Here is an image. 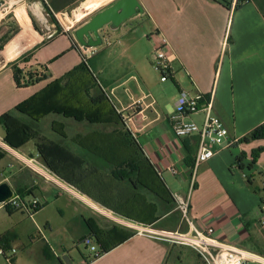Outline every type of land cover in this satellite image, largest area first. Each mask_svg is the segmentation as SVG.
<instances>
[{"label":"crops","instance_id":"crops-1","mask_svg":"<svg viewBox=\"0 0 264 264\" xmlns=\"http://www.w3.org/2000/svg\"><path fill=\"white\" fill-rule=\"evenodd\" d=\"M115 1L40 0L46 12L65 13L71 18L78 13L97 14ZM137 1L141 12L114 30L106 27L102 31L105 45L110 46L109 40H113L112 48L104 51L114 57V63L108 66L104 56H100L103 51L96 48L85 51L67 33L56 34L49 40L34 31L14 40L27 27L16 34L9 33L2 54L7 53L10 59L0 56V117L49 82L61 78L85 57L116 112L130 115V136L148 164L118 165L121 152L117 150L105 156L115 165L100 162L92 156L94 151L71 142L76 133L68 132L66 139L54 133L53 122L63 121L71 127V120L51 115L52 120L45 124L47 136L68 143L71 151L85 160L71 169V187L44 178V171L53 172L38 154L36 142H27L18 149L7 145L6 130L1 124L0 184L7 182L14 194L17 188L30 190L32 195L28 197L40 199L42 206L49 195L55 202L63 200L61 207L70 214L69 210L73 214L87 212L82 215L85 229L80 228L76 234L79 241L89 236L88 222L105 247L116 246L89 264H204L190 248L158 241L138 231L187 230L171 196L187 193L198 143L196 136L177 139L171 128L181 90L190 96L212 97V114L222 121L231 138L239 140L264 123V0ZM1 21L3 28L10 29L7 20ZM155 33L166 39L172 60V77L164 82L152 70L155 43L150 36ZM6 34L5 30L0 33V43ZM29 54L31 58L21 67L47 65L48 72L53 74L45 82L19 89L11 65ZM54 58L58 59L52 62ZM49 117L42 118L35 128L40 131L41 122ZM189 118L201 124L203 115ZM259 147H264V140L219 150L198 169L190 196L191 218L197 229L212 228L215 240L247 250L252 249L258 237L262 238L257 225L261 216L260 198L258 202L246 183L247 174L237 169L235 161L244 153L243 164L247 166L249 151ZM256 167L257 164L252 170ZM170 168L176 170L175 175ZM130 169L138 170V175L132 176L131 181L124 180ZM262 172L264 167L259 174ZM46 224L50 229L48 221ZM126 235L130 237L119 243ZM15 240L12 233L3 249L5 264H9L7 260L10 264L17 260L12 249ZM93 241L101 248L99 242Z\"/></svg>","mask_w":264,"mask_h":264},{"label":"rangeland","instance_id":"rangeland-1","mask_svg":"<svg viewBox=\"0 0 264 264\" xmlns=\"http://www.w3.org/2000/svg\"><path fill=\"white\" fill-rule=\"evenodd\" d=\"M0 10L2 12H4L3 10L9 12L6 15L3 13L4 19L2 21L7 20L8 23L6 25L10 26V29H5L0 24V33L4 32V30L7 32L5 38L0 43L1 47L6 43L9 33L12 35V32H20L24 27L27 28L20 33L21 35H17L14 40L23 36V34L28 35L32 31L42 37L44 36L43 38L45 40H49L59 33H67L75 40L74 31L88 22L95 14L93 11L86 13L84 16L78 13L71 18V15L64 16L65 13H62L53 15V18L47 14L40 0H3L0 1ZM109 42L111 45L113 44V40H109ZM111 45L108 46L104 43L96 47L97 50L103 51V55L101 54L100 56H104L102 58L106 60L107 66L114 63V57L112 55H105V52L112 48ZM57 59L54 58L52 62ZM152 70L160 81H162L160 74L153 69V66ZM53 71H55L54 68ZM52 74L49 72V75ZM169 83L172 84L171 82ZM52 118L50 116L41 122V132H39L43 150L52 161L57 173L53 174L44 171L46 175L44 178H48L49 181L52 179L58 183L60 182L68 188L71 187V169L73 170L75 164L82 162V160L78 158L77 154L71 151V148H66L60 140L58 141L55 138L51 139L47 136V127L45 124L50 122ZM53 125L54 129L59 132L62 138H66L67 133L71 132L69 124H64L63 121L53 122ZM95 131L97 132L96 134L85 133L77 135L78 133L84 132L82 128H79L76 130V135L71 136L70 140H73L74 145L75 143L81 145L78 140L83 138L86 147H89L90 142H92L94 147L100 148L105 152H101L103 157L115 154V150H117V152H121L119 153L120 158L117 159L118 162L123 159H134V150L130 142L124 140V133L118 130L116 126L106 125L104 127H96ZM261 148L264 149V147ZM251 150L249 151V163ZM259 159L261 161L258 160L257 167L254 170L244 169L243 173L245 175L247 174L246 176L253 177V186L255 188L262 189L264 188V176H261L259 173L264 167V151ZM76 160H79V162ZM79 181L77 180V182ZM256 196L259 202V196ZM29 197H26V201L31 200ZM45 199L46 202L43 203V208L36 213L33 212L31 215L23 210L15 212L12 217H9L6 211L0 208V234L13 233L16 236V240L12 245V249L15 250L14 256L17 259L15 264H59L63 256H67L72 264H80L82 262L81 254L88 255V249L79 241L76 234L80 228L85 229L82 217L84 214L87 215V212L83 214L84 211H82L73 214L74 211L69 210L71 211L70 214V212L61 207L63 200L55 202L54 198L49 195ZM254 216L256 219L259 216L258 207L255 209ZM47 221L50 229L47 228ZM262 238L264 239V236ZM58 256L59 258H57ZM0 264H5L2 256H0Z\"/></svg>","mask_w":264,"mask_h":264},{"label":"trees","instance_id":"trees-1","mask_svg":"<svg viewBox=\"0 0 264 264\" xmlns=\"http://www.w3.org/2000/svg\"><path fill=\"white\" fill-rule=\"evenodd\" d=\"M47 14L53 17L50 12H47ZM16 33L12 32V35ZM30 58V54L23 55L18 61L11 65L14 82L16 87L19 89L31 87L45 82L50 78L47 65H38L35 66V68L20 66L21 64H26ZM88 61V59L82 57L81 62L74 66L70 71L66 72L61 78L49 82L35 95L16 106L10 112L1 116L0 124L5 128L7 135L5 142L13 149H18L30 141L36 142L38 154L53 174H56L57 172L54 169L52 161L43 150V144L39 143L41 139L40 132L35 128V124L39 123L42 118L54 115L63 119L71 120V134L76 133V130L79 128H82V131L84 132L90 130V134H96V127H104L106 125L116 126L118 130L124 133V140L130 142L131 147L134 150V159H123L121 162H118V165L128 167L147 165L148 162L143 157L140 147L134 140H132L130 133L124 127L121 115L116 112L113 104L103 91L102 86L91 72ZM170 79H167L166 81ZM52 129L54 133L60 136L59 132L54 129V125L52 126ZM196 138V143H198V137ZM259 140H264V123L239 139V143L250 144L251 142ZM78 141L81 145L75 143L76 145H78L81 149H86L91 152L94 151L91 153L92 156L97 158L100 162H103L106 165H115L114 161L106 160L107 158L101 155L103 150L94 147L92 142H90L89 147H86L83 138H80ZM71 142L73 143V140H71ZM62 143L69 149L68 143L64 141H62ZM263 151L264 149L261 147L252 150L250 152V163L247 166L243 164L246 159V155L244 153L240 154L235 161L237 169L239 171H243L244 169L252 170L254 165L257 164ZM82 159L84 160V158ZM136 175H138V170L130 169V171L126 174V178L124 177L123 179L131 181L132 176ZM140 175H142V172H140ZM260 175L264 176V172ZM245 180L251 191L255 195L259 196L261 210V206L264 204V188H255L253 186L254 179L252 176H245ZM15 195L23 202L26 197L32 195V192L30 190L27 191L26 188H17L15 190ZM42 208L43 206L33 211L26 210V212L31 215L33 212L36 213ZM5 211L9 215H12L15 212L23 211V209L20 208ZM86 225L89 229L88 237L99 242L102 255L116 247H105V245L98 239V234L95 229L88 222H86ZM11 235L12 233L0 235V249L3 250L5 246L8 245L9 237ZM262 236H264V232H262ZM129 237L130 235H126L119 243L124 242ZM249 250L264 258V239L258 237L257 241L252 244V249ZM81 256L83 257L82 254Z\"/></svg>","mask_w":264,"mask_h":264},{"label":"built area","instance_id":"built-area-1","mask_svg":"<svg viewBox=\"0 0 264 264\" xmlns=\"http://www.w3.org/2000/svg\"><path fill=\"white\" fill-rule=\"evenodd\" d=\"M3 1V0H0ZM0 10V21L4 19L8 11ZM150 40L155 43L152 66L160 74L161 80L166 81L172 77L171 56L168 54V43L159 34L150 36ZM106 42V40L104 41ZM85 53V52H84ZM212 97L206 99L200 94L190 96L186 91L181 90L175 104V112L171 118V128L177 139H184L192 136L198 137V147L193 165L190 169L188 180V191L185 195L173 193L171 198L175 209L180 214L181 220L185 223V232L170 231H138L149 238L186 246L193 250L204 264H264V258L247 249L236 248L228 244L221 243L212 237L213 229L196 228L190 213V196L196 185L197 171L201 165L212 159L221 149H227L239 143V140L231 138L222 121L212 114ZM203 115L201 124H197L189 117L197 114ZM122 117L124 127L130 132V115L118 113ZM29 163H33L31 160ZM172 175L176 170L169 169ZM42 206V201L33 198L23 202L15 194L7 201L0 203V208L4 210H35ZM261 216L257 223L260 231L264 232V204L261 206ZM83 245L88 249V256L83 258L82 264H89L102 256L101 250L92 238L86 237L82 240ZM14 253V250L11 251ZM5 252L0 249V256L5 257ZM10 264L9 260H7Z\"/></svg>","mask_w":264,"mask_h":264},{"label":"water","instance_id":"water-1","mask_svg":"<svg viewBox=\"0 0 264 264\" xmlns=\"http://www.w3.org/2000/svg\"><path fill=\"white\" fill-rule=\"evenodd\" d=\"M141 11L142 8L137 0H116L111 6L78 27L74 31V38L85 51L96 48L106 40V37L102 35L106 27L114 30ZM2 52L3 48L0 46V56ZM13 195L14 191L7 182L0 184V203L11 199ZM61 261L62 264H71L67 256H63Z\"/></svg>","mask_w":264,"mask_h":264},{"label":"bare ground","instance_id":"bare-ground-1","mask_svg":"<svg viewBox=\"0 0 264 264\" xmlns=\"http://www.w3.org/2000/svg\"><path fill=\"white\" fill-rule=\"evenodd\" d=\"M3 58H5L6 60L10 59V56L7 53H3L2 54ZM21 159V158H20ZM29 165V164H28ZM32 166V165H31ZM33 167V166H32ZM43 172V171H42ZM48 176V175H47ZM60 184V182H59ZM91 204V203H90ZM99 210V209H98ZM141 229V228H140Z\"/></svg>","mask_w":264,"mask_h":264}]
</instances>
